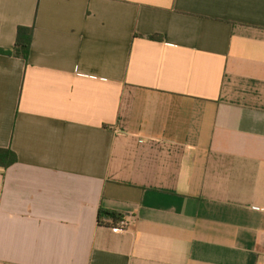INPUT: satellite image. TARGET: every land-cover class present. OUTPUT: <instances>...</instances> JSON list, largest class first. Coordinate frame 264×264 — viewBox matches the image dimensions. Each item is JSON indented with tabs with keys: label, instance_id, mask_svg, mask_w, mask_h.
Wrapping results in <instances>:
<instances>
[{
	"label": "crops",
	"instance_id": "crops-1",
	"mask_svg": "<svg viewBox=\"0 0 264 264\" xmlns=\"http://www.w3.org/2000/svg\"><path fill=\"white\" fill-rule=\"evenodd\" d=\"M19 27L0 264H264V0H0Z\"/></svg>",
	"mask_w": 264,
	"mask_h": 264
},
{
	"label": "trees",
	"instance_id": "trees-1",
	"mask_svg": "<svg viewBox=\"0 0 264 264\" xmlns=\"http://www.w3.org/2000/svg\"><path fill=\"white\" fill-rule=\"evenodd\" d=\"M34 38V29L29 27H19L17 30L16 42L13 49H2L0 48V55L10 56L15 58H22L24 60L28 59L30 49L33 43ZM151 39H159L157 36H152ZM17 161V157L14 152L10 150H1L0 151V165L3 167H9L15 164ZM103 217L111 218L116 224L120 222L124 218L114 212H105L103 209L100 210L99 218L100 223L105 224L103 222ZM110 226L109 224H106Z\"/></svg>",
	"mask_w": 264,
	"mask_h": 264
},
{
	"label": "built area",
	"instance_id": "built-area-1",
	"mask_svg": "<svg viewBox=\"0 0 264 264\" xmlns=\"http://www.w3.org/2000/svg\"><path fill=\"white\" fill-rule=\"evenodd\" d=\"M129 226H130V222L127 219H123L120 222L113 224L111 227L116 232H122L127 230Z\"/></svg>",
	"mask_w": 264,
	"mask_h": 264
}]
</instances>
